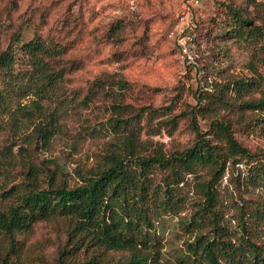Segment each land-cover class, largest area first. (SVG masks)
I'll return each mask as SVG.
<instances>
[{"label": "rangeland", "instance_id": "obj_1", "mask_svg": "<svg viewBox=\"0 0 264 264\" xmlns=\"http://www.w3.org/2000/svg\"><path fill=\"white\" fill-rule=\"evenodd\" d=\"M229 6L251 16L253 23L264 22V0H0V51L11 43L21 64V42L39 37L60 49L51 60L63 73L56 95L43 100L29 122L12 119L8 110L13 100L0 113V192L24 177L29 165L42 184L50 179L67 186L79 183L81 175L100 166L105 153L119 149L126 132L114 125L116 117L131 118L140 130L135 141L139 155L167 156L181 150L195 139L189 109L197 96L215 102L194 111L200 131L208 129L212 119H224L242 145L264 153V109L239 108L224 83L227 78L251 77L264 88L261 42L231 34L235 21ZM186 8L189 16L180 21ZM219 94L227 102L220 101ZM207 100L201 98L198 105ZM38 122L52 127L46 142L33 130ZM165 173L152 165L147 176L156 184ZM209 173V167L199 168L196 176L205 180ZM226 175L219 188L228 205L237 195ZM185 177L183 204L176 211L158 213L151 227L164 262L182 255L184 242L196 232L184 223L202 196L194 178ZM232 212L226 211L230 222ZM66 230L65 218L52 216L14 232L11 248L0 236V264L3 255L5 264H60ZM257 233L264 241V230ZM67 246L61 264L89 258L95 264H112L125 255Z\"/></svg>", "mask_w": 264, "mask_h": 264}, {"label": "trees", "instance_id": "obj_2", "mask_svg": "<svg viewBox=\"0 0 264 264\" xmlns=\"http://www.w3.org/2000/svg\"><path fill=\"white\" fill-rule=\"evenodd\" d=\"M228 8L235 21L231 34L260 41L264 62V22L253 23L251 16ZM19 47L25 57L21 64L16 61L11 43L0 51V113L6 112L13 100L8 113L16 123H23L18 119L29 122L40 112L42 101H50L56 95L63 73L51 60L60 52L54 43L31 37ZM224 83L239 108L264 109V88L258 80L233 77ZM251 90L259 94L249 96ZM27 95L26 102L20 101ZM205 97L208 100L198 105ZM218 97L227 102L220 94ZM213 103L208 96L196 97V104L189 109L195 139L167 156L139 155L135 141L140 130L134 127L131 118L116 117L114 125L126 132L119 149L105 153L100 166L81 175L79 183L67 186L50 179L42 184L35 167L29 165L24 177L0 192V236L4 243L11 248L14 232L27 230L33 222L54 216L67 222L65 244L58 257L60 264L69 249L68 243L83 250L94 247L125 253L112 264H264V241L257 233L264 230V153L242 145L224 119H212L209 128L200 131L194 111L207 109ZM49 117L51 121V114ZM49 122L33 125L42 142L53 133ZM152 165L166 171L156 184L147 176ZM204 167L210 168L209 176L198 179L196 171ZM186 174L194 178L193 186L202 196L184 223L188 231L196 232L184 242L182 255L164 262L160 260L158 239L151 227L158 213L176 211L183 204L181 188L186 183ZM225 174L237 195L228 205L219 188ZM230 208L233 222L226 216ZM5 262L3 255L1 264ZM79 264L95 262L89 258Z\"/></svg>", "mask_w": 264, "mask_h": 264}, {"label": "built area", "instance_id": "obj_3", "mask_svg": "<svg viewBox=\"0 0 264 264\" xmlns=\"http://www.w3.org/2000/svg\"><path fill=\"white\" fill-rule=\"evenodd\" d=\"M188 16H189V10L186 8V10L183 13H181V15L179 16V19L181 21L182 19H184ZM181 49H182V51H184V48H181Z\"/></svg>", "mask_w": 264, "mask_h": 264}]
</instances>
